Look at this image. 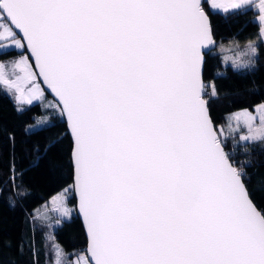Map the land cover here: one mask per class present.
Returning <instances> with one entry per match:
<instances>
[{
    "label": "snow or ice",
    "instance_id": "snow-or-ice-1",
    "mask_svg": "<svg viewBox=\"0 0 264 264\" xmlns=\"http://www.w3.org/2000/svg\"><path fill=\"white\" fill-rule=\"evenodd\" d=\"M258 12L264 42V0ZM215 45L202 0H0V56L18 53L0 60V91L18 113L35 102L57 112L71 135L73 183L47 201L58 217L31 216L34 232L37 221L48 229L53 264H65L52 229L71 219L73 193L87 244L72 264H264V208L246 171L264 147V102L214 123L219 92L203 73ZM258 59L248 40L231 68L254 72ZM33 120L25 132L55 126ZM56 143L34 145L29 169Z\"/></svg>",
    "mask_w": 264,
    "mask_h": 264
},
{
    "label": "trees",
    "instance_id": "trees-1",
    "mask_svg": "<svg viewBox=\"0 0 264 264\" xmlns=\"http://www.w3.org/2000/svg\"><path fill=\"white\" fill-rule=\"evenodd\" d=\"M205 11L209 15L215 47L207 52L204 66V80L213 81L219 92L217 97L209 98V110L214 123L226 125L227 117L235 110L252 109L254 105L264 101V42L258 39L260 24L255 19V7L247 10L224 13L209 6L208 0H202ZM248 40L256 41L259 47V59L254 72L244 73L225 64L219 45L236 42L245 45ZM27 54V53H21ZM18 57L0 56V60H11ZM224 76L216 77V73ZM47 99L51 100L49 94ZM12 97L0 91V264H53L51 242L45 247L44 233L47 228L36 222L33 231L31 216L37 208L55 192L73 183V166L71 161V135L68 132L65 118L51 109H44L39 102L18 113ZM36 116H48L50 125L44 131L32 134L25 132L28 124L34 122ZM55 138V148L39 161L38 166L31 167L36 144L47 145ZM238 138V137H237ZM231 150L232 140H228ZM264 147L256 145L252 158V167L246 169L251 176L247 187L253 201L264 208V156L260 152ZM244 159L238 154L236 159ZM15 172V187L10 176ZM23 173L21 176L20 174ZM11 197V200L9 199ZM68 204L75 208L76 198L69 195ZM55 242L59 243L68 258L78 255L86 248L87 238L79 216L74 212L70 220L62 226L52 229ZM33 247L36 255H33ZM65 264H72L66 260Z\"/></svg>",
    "mask_w": 264,
    "mask_h": 264
},
{
    "label": "rangeland",
    "instance_id": "rangeland-1",
    "mask_svg": "<svg viewBox=\"0 0 264 264\" xmlns=\"http://www.w3.org/2000/svg\"><path fill=\"white\" fill-rule=\"evenodd\" d=\"M208 2H209V6L211 5V0H208ZM218 2H220V3H223L225 6H227V4L228 3H230L231 2V0H218ZM258 3H259V0H256V5L257 6H254L255 7V10L256 11H258ZM211 7V6H210ZM213 9V8H212ZM214 10H216V9H214ZM218 11H220V10H218ZM223 12V11H222ZM259 15V12H257V15L255 16V19L257 20V16ZM221 45H223V47H221ZM221 45H219V47H218V49H216L217 51H219V52H221V54H222V60H223V62L225 63V64H231V58H233L234 56H235V54H236V51H239V50H243V48H244V45H240V48L239 49H236V48H234L233 47V45H232V43H230V44H221ZM228 58V60L226 61L225 60V58ZM6 61V60H5ZM8 61V60H7ZM12 97V96H11ZM13 99V98H12ZM262 102H264V101H262ZM262 102H260V103H262ZM260 103H257V104H260ZM256 104V105H257ZM255 106V105H254ZM254 108V107H253ZM253 108L252 109H249L250 111L251 110H253ZM243 109H245V108H243ZM240 110H242V109H239V110H235V111H233V112H239ZM232 112V113H233ZM260 155L261 156H264V149H262V151L260 152ZM239 160H241V158L239 159ZM62 190V189H61ZM61 190H59V191H61ZM59 191H57V192H55L54 194H56V193H58ZM54 194H52V195H54ZM51 195V196H52ZM50 196V197H51ZM50 197L43 203V205H42V209H41V214H47V215H51L52 217H53V219H55V218H57L58 217V213H55V212H52L51 211V207H52V205H50V204H47V201L50 199ZM68 207L69 208H71V209H73V211H72V214L75 212V208H73V206H71V205H69L68 204ZM71 214V215H72ZM64 255H65V261L66 260H71L72 262H73V260L75 259V257H76V255H74L73 257H70V258H68V253L67 252H65L64 251ZM79 255V254H78ZM53 257H54V253H53Z\"/></svg>",
    "mask_w": 264,
    "mask_h": 264
},
{
    "label": "water",
    "instance_id": "water-1",
    "mask_svg": "<svg viewBox=\"0 0 264 264\" xmlns=\"http://www.w3.org/2000/svg\"><path fill=\"white\" fill-rule=\"evenodd\" d=\"M215 47V46H214ZM213 47V48H214ZM212 48V49H213ZM28 55H30V53H27ZM34 63V62H33ZM50 96H51V94H49ZM52 97V96H51ZM65 121H66V119H65ZM66 124H67V121H66ZM75 196V195H74ZM75 213L79 216V218L81 219V222H82V225H83V228H84V232H85V235H86V231H85V227H84V223H83V219H82V217L80 216V213H79V211H78V208H77V203L75 204ZM86 238H87V236H86Z\"/></svg>",
    "mask_w": 264,
    "mask_h": 264
},
{
    "label": "crops",
    "instance_id": "crops-1",
    "mask_svg": "<svg viewBox=\"0 0 264 264\" xmlns=\"http://www.w3.org/2000/svg\"><path fill=\"white\" fill-rule=\"evenodd\" d=\"M209 3V2H208Z\"/></svg>",
    "mask_w": 264,
    "mask_h": 264
}]
</instances>
